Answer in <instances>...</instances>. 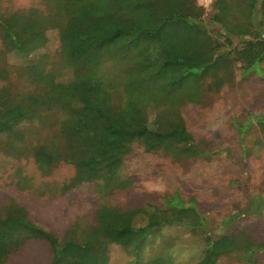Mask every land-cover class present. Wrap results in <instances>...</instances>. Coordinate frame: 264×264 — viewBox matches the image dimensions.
<instances>
[{
  "label": "trees",
  "instance_id": "trees-1",
  "mask_svg": "<svg viewBox=\"0 0 264 264\" xmlns=\"http://www.w3.org/2000/svg\"><path fill=\"white\" fill-rule=\"evenodd\" d=\"M48 4L47 12L32 8L10 13L0 6V152L15 159L32 157L41 169L70 163L78 179L89 175L94 164L99 168L94 175L105 170L110 185L127 188L131 182L116 173L134 143L180 159L184 143L192 140L182 108L201 104L206 92L218 93L231 84L236 63L250 72L264 59L256 52L263 40L255 18L258 0L236 5L214 0L212 27L195 0ZM235 10L249 26L229 21ZM48 31L58 33L59 46L54 55L38 54L48 44L39 33ZM12 56L27 61L15 70ZM70 71L73 78L57 81ZM15 73L28 86L14 81ZM257 120L264 124V115ZM249 128L238 127L241 132ZM187 151L208 156L193 144ZM104 189L103 184L97 187L100 195ZM165 209L122 210L101 203L94 223L85 228L77 220L59 238L32 223L15 201L0 202V264L32 241L48 245L49 264H109L105 254L111 244L125 247L133 264H177L165 255L146 258L148 240L178 217L192 229L205 226L204 217L193 201L187 204L178 194L168 198ZM140 215L148 218L144 226L136 225ZM204 235V256L195 264H218L244 244L246 256L256 263V243L245 232ZM93 237L98 244H90Z\"/></svg>",
  "mask_w": 264,
  "mask_h": 264
},
{
  "label": "rangeland",
  "instance_id": "rangeland-1",
  "mask_svg": "<svg viewBox=\"0 0 264 264\" xmlns=\"http://www.w3.org/2000/svg\"><path fill=\"white\" fill-rule=\"evenodd\" d=\"M48 1L0 0V6L10 13L32 8L47 12ZM67 1L75 5L78 0ZM246 1L229 0L235 5ZM263 1L258 0L255 16L263 32V40L256 48L258 55L264 54ZM195 2L203 6L204 20L212 27V4L206 7L204 0ZM239 15L235 10L229 21H245L249 26V20ZM216 27L220 30L218 25ZM39 35L47 36L48 44L38 54L54 55L59 46L58 33L48 31ZM239 54L240 50L234 52V58ZM26 61L13 56L10 59L15 70ZM242 68V63H236L231 84L218 93L206 92L201 104L188 103L182 108L192 140L184 143L185 152L180 159L147 152L143 145L134 143L132 152L116 173L131 185L120 189L108 183L109 175L105 170L94 175L99 169L94 164L89 175L78 179L76 167L70 163H51L41 169L32 157L15 159L0 152V202L15 201L28 211L32 223L62 238L77 220L85 228L94 223L101 203L107 202L122 210L149 206L166 210L168 198L178 194L183 202H194L205 218V226L186 227L185 220L183 224L178 222L180 217L176 223L165 224L148 240L143 252L146 258L165 255L177 264H195L204 256V232L215 236L224 232H245L256 243L255 264H264V209H260L264 206V124L257 120L264 115V59L255 70L245 72ZM69 78H73L71 71L62 74L57 81L66 82ZM13 79L21 78L15 73ZM19 84L28 86L23 78ZM239 126L250 128L243 133ZM190 144L208 156H193L187 151ZM102 184L105 193L100 195L97 187ZM147 222L145 215L136 219L137 226ZM90 244L98 243L93 237ZM248 251L246 244L239 246L218 264H252L246 256ZM105 255L109 264H133L134 258L121 244L109 245ZM50 259L48 245L32 241L6 264H49Z\"/></svg>",
  "mask_w": 264,
  "mask_h": 264
},
{
  "label": "built area",
  "instance_id": "built-area-1",
  "mask_svg": "<svg viewBox=\"0 0 264 264\" xmlns=\"http://www.w3.org/2000/svg\"><path fill=\"white\" fill-rule=\"evenodd\" d=\"M204 2L206 7H210V5L212 4V0H204Z\"/></svg>",
  "mask_w": 264,
  "mask_h": 264
}]
</instances>
